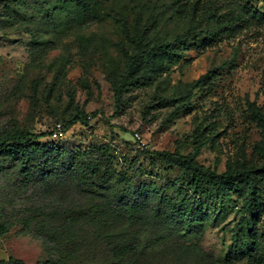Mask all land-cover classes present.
<instances>
[{
    "label": "rangeland",
    "instance_id": "1",
    "mask_svg": "<svg viewBox=\"0 0 264 264\" xmlns=\"http://www.w3.org/2000/svg\"><path fill=\"white\" fill-rule=\"evenodd\" d=\"M80 3L83 13L59 0L0 5V135L46 134L39 142L66 155L106 148L135 185L147 182L169 195L167 181L181 172L155 152L187 156L206 143L197 157L204 167L218 173L261 167L256 145L263 134L251 106L264 114V0ZM178 38L183 44L143 66L118 105L113 85L127 74L136 42L154 51ZM76 114L92 117L89 126L77 123L63 137L50 136ZM15 168L8 163L0 174V208L10 225L0 236V264H56L37 237L41 221H28L51 203L42 200L39 185L23 186ZM66 188L72 189L53 187L59 193ZM241 189L212 206L194 237L171 231L159 250L127 256L125 264H264V188L258 212L246 222ZM92 233L82 230L79 255L112 263L111 247L90 242Z\"/></svg>",
    "mask_w": 264,
    "mask_h": 264
},
{
    "label": "trees",
    "instance_id": "2",
    "mask_svg": "<svg viewBox=\"0 0 264 264\" xmlns=\"http://www.w3.org/2000/svg\"><path fill=\"white\" fill-rule=\"evenodd\" d=\"M6 1L0 0V5ZM59 1L62 5L81 6L83 13L80 0ZM183 42L178 38L175 43L159 45L151 51L145 48L142 39L138 40L136 55L128 59L127 74L119 85H113L118 105L123 93L138 83L132 78L141 73L143 66H148L161 53L173 52ZM203 80L193 84L190 91L198 88ZM251 113L263 134L256 145L263 161L261 167L224 173L204 167L197 162V157L206 143L199 144L194 153L187 156L155 152L153 155L164 165L181 172L175 181H167L166 187L173 195L165 189H154L147 182L135 185L125 173L117 170L106 148L66 155L54 145L39 142L48 136L46 134L17 131L0 135V174L12 163L22 178L21 184L39 185L44 195L42 200L51 203L47 210L37 207L36 219L32 217L28 221H41L37 224V237L49 249L56 264H108L94 262L87 253L79 255L84 228L94 230L90 242H103L111 247L114 261L109 264H125L127 256L139 253V257H145L159 250L171 231L181 238L194 237L208 220L212 206L231 199L235 192L242 190L241 186L245 188L242 222H246L247 215L258 212L264 188V114L255 106H251ZM91 119L84 114L73 115L61 125L62 132L67 133L77 123L89 126ZM58 184L72 189L59 193L53 189ZM3 216V212L0 213V236L10 230ZM251 237L253 245L258 247L255 235ZM10 262L25 264L19 260Z\"/></svg>",
    "mask_w": 264,
    "mask_h": 264
},
{
    "label": "built area",
    "instance_id": "3",
    "mask_svg": "<svg viewBox=\"0 0 264 264\" xmlns=\"http://www.w3.org/2000/svg\"><path fill=\"white\" fill-rule=\"evenodd\" d=\"M54 136L57 137V136H61L63 137V132H62V127L61 125H58L57 128H56V131L54 133Z\"/></svg>",
    "mask_w": 264,
    "mask_h": 264
}]
</instances>
